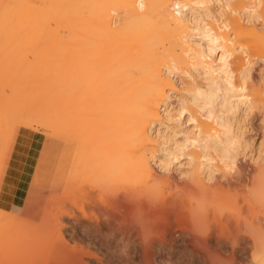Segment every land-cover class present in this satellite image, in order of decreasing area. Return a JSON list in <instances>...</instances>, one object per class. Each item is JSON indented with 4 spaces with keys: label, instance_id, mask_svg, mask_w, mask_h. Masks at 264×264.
Returning <instances> with one entry per match:
<instances>
[{
    "label": "bare ground",
    "instance_id": "bare-ground-1",
    "mask_svg": "<svg viewBox=\"0 0 264 264\" xmlns=\"http://www.w3.org/2000/svg\"><path fill=\"white\" fill-rule=\"evenodd\" d=\"M69 1L0 0V176L18 129L64 143L40 223L0 198V264H264V0Z\"/></svg>",
    "mask_w": 264,
    "mask_h": 264
},
{
    "label": "rangeland",
    "instance_id": "rangeland-1",
    "mask_svg": "<svg viewBox=\"0 0 264 264\" xmlns=\"http://www.w3.org/2000/svg\"><path fill=\"white\" fill-rule=\"evenodd\" d=\"M82 1L83 0H75V1L71 0L69 2L70 3L75 2L76 4H81ZM256 62L258 64L255 63L256 66H254L253 72L254 73L256 72L255 74L261 79V81L264 82V80L262 79L264 77V63L262 61H259V62L256 61ZM260 75H263V76H260ZM259 83H261V82L259 81ZM259 104L261 105V103H259ZM248 117H249V120H248ZM242 119H244V116ZM245 119H247L245 123H247L249 121L247 123V126H248L247 129L250 128V129H248L249 131L247 133V135L249 136L248 140H250L252 138L250 140L251 142L250 141L249 142L251 143V145L254 144V146L252 145L250 148L251 149L252 148H258L257 151L254 150V152L248 151V156H246L245 158H241V160H240L241 163L243 161L244 165L250 166L251 165L250 163L257 164L260 160H261L260 162H263V159H264V154H263V152H264V149H263L264 148V106H262V105L259 106L257 109H255V112L253 114L247 116ZM21 130L23 131L22 134L26 135L25 139H33V141H32L33 143L30 144L29 149H27L25 151V154H27L26 158H24V157L21 158V160L23 159V161L21 162V168L19 169L18 173L13 178L14 182H13L12 187H11L12 192L10 193V197H11V199H15V202L13 205L8 204V206H5L4 209H6L8 211H15L16 210L15 205L21 204L20 205L21 209L19 211H17V213L20 214V216L23 217L24 219L27 218L30 221L40 223L41 220L43 219L46 211H47V208H48V204H49L48 201L50 200L48 198H50L51 194L53 193V189L51 187H53V185H52L53 184V178L55 177L54 173L56 174V171H55L56 166L60 163V162L58 163V161L60 160L59 158H61L60 155L62 156L61 152H62V148H64V143L60 142L57 139L50 138L46 133H43L42 131L37 132V131H32V130L27 129V128H25V129L21 128L20 131ZM20 131H19V129L17 130L18 135H19ZM260 148L263 150H261ZM12 150L10 151V153H12ZM259 153L260 154L262 153L263 155L262 154L260 155ZM254 159H255L256 163H255ZM258 159H259V161H258ZM183 161H185V159H183ZM183 167L185 169L188 168V166L186 167V165ZM8 172H9V169L7 166L4 173H1L2 175L0 176V186H2L4 178H6ZM118 202H117L118 204L116 203L117 205L116 204H110L109 209L114 211V213H115V209L116 210L118 209L117 210L118 212L116 211L117 212L116 215L117 214L119 215L120 210H121L120 215L123 214L124 212L122 213V211L123 210L125 211L126 209L130 210V213H131V211H132L131 208H133L132 204L129 205L128 204L129 202L127 203L126 200H122V201L118 200ZM127 210H126V213H128ZM161 211H162V209L158 210L157 214L159 216L162 215ZM159 213H161V214H159ZM118 215L116 217L114 215L116 220H118V218L120 219V217H121V216L118 217ZM127 217L129 220L131 218L130 214L127 215ZM171 221L173 222V224ZM116 222H117V224L123 225V224H125L126 221L124 219H120ZM127 222H129V221H127ZM170 222L171 223L167 222L168 223L167 226H166L167 223L164 224L162 222L163 224L161 225V228H160V226H158V229L160 231L162 230V232L164 231L163 228H165V229L166 228H168V229L174 228L176 230L178 227V222L175 219H173L172 216L170 218ZM174 222H176L177 224ZM131 228L133 229L134 227L131 226ZM167 231L168 230H165L163 233H159V236H157V237L154 236V237L150 238L149 240L151 242L149 240H146V241H148L149 243H153V241L163 240V239H161L164 236V235L162 236V234L166 233ZM160 234L162 237H160ZM139 239H140V241L142 240L140 237H139ZM143 241L145 243H147L145 240H143ZM112 249L110 248V251ZM180 250L179 249L170 250V251L169 250L168 251L163 250V254L165 255L166 260H163L162 264H176L178 262H179L178 264H194L193 262H191L189 254L187 255L186 252L183 251V249L181 251ZM146 251L148 252V254L145 253ZM146 251L140 254V257L143 256L142 258L144 260H142V259H140L141 261L135 260L134 261L135 264H140L141 262L143 264H148L151 262V260L154 258L153 257L154 251H151V250H146ZM144 253L147 254V256ZM184 256H186V257L184 258ZM145 257H148V258H145ZM172 257L175 258V260ZM102 258H103V256H102ZM135 258H136V255H135ZM150 258H151V260H149ZM205 258H206L205 264H208V262L209 263L211 262L210 264H219L218 262L215 263L214 259H213L214 261H212L211 257L207 254H206ZM147 259L149 261H147ZM144 261L147 263H145ZM131 263L133 264V261Z\"/></svg>",
    "mask_w": 264,
    "mask_h": 264
},
{
    "label": "crops",
    "instance_id": "crops-1",
    "mask_svg": "<svg viewBox=\"0 0 264 264\" xmlns=\"http://www.w3.org/2000/svg\"><path fill=\"white\" fill-rule=\"evenodd\" d=\"M23 131L21 130L15 146H14V150L12 153V157L10 160V168L9 172L7 173L6 178H4L3 184H2V188H1V193H0V198H2V202L4 203L3 206H8V204H14L15 199H11L10 197V193L12 192L11 187L13 184V178L14 176L18 173L19 169L21 168V162L23 161V159L21 160V158H26L25 151L27 149H29V145L32 144L33 139H25L26 135L22 134ZM19 142V143H18ZM25 142V144H24ZM23 151V152H22ZM6 191V192H5ZM5 196V197H4ZM15 206L20 207V205L16 204Z\"/></svg>",
    "mask_w": 264,
    "mask_h": 264
}]
</instances>
